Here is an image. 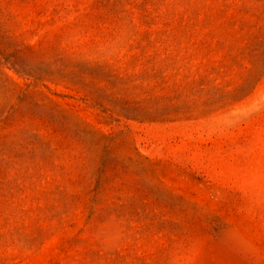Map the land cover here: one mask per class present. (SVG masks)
<instances>
[{"label": "rangeland", "instance_id": "rangeland-1", "mask_svg": "<svg viewBox=\"0 0 264 264\" xmlns=\"http://www.w3.org/2000/svg\"><path fill=\"white\" fill-rule=\"evenodd\" d=\"M0 264H264V0H0Z\"/></svg>", "mask_w": 264, "mask_h": 264}]
</instances>
